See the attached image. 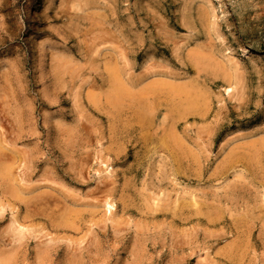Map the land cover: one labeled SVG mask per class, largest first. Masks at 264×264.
<instances>
[{"label":"rangeland","instance_id":"374dc122","mask_svg":"<svg viewBox=\"0 0 264 264\" xmlns=\"http://www.w3.org/2000/svg\"><path fill=\"white\" fill-rule=\"evenodd\" d=\"M0 152V264H264V0H0Z\"/></svg>","mask_w":264,"mask_h":264},{"label":"bare ground","instance_id":"6f19581e","mask_svg":"<svg viewBox=\"0 0 264 264\" xmlns=\"http://www.w3.org/2000/svg\"><path fill=\"white\" fill-rule=\"evenodd\" d=\"M116 78V77H115ZM114 82H115V80H113ZM120 88V87H119ZM111 90V89H110ZM119 91V90H118ZM121 91V90H120ZM109 92H111V91H109ZM114 93V92H113ZM116 93V92H115ZM115 93H114V97H115ZM121 93V92H120ZM122 93H125V92H122ZM110 94V93H109ZM112 94V93H111ZM110 94V95H111ZM113 96V95H112ZM106 97H107V95H106ZM110 97V96H109ZM114 97H111V99H114ZM116 97H118V96H116ZM122 97V96H121ZM110 99V98H109ZM119 99V98H118ZM108 103H109V100H108ZM112 103V102H111ZM110 104V103H109ZM111 105H113V104H111ZM120 106H122V105H120ZM118 109H119V107H117ZM121 108V107H120ZM117 111H119V110H117ZM120 112V111H119ZM1 153V152H0ZM2 154V153H1ZM15 159H16V157H15ZM12 161L14 160V158L13 159H11ZM17 160V159H16ZM5 167V166H4ZM2 172H4V171H2ZM27 191V190H26ZM37 197V196H36ZM33 200V199H32ZM38 200V199H37ZM21 201V200H20ZM31 202V201H30ZM34 203H36V202H34ZM35 206V205H34ZM29 207V206H28Z\"/></svg>","mask_w":264,"mask_h":264}]
</instances>
